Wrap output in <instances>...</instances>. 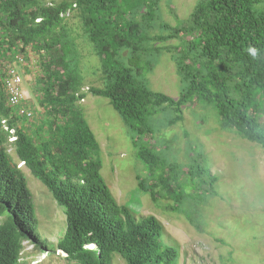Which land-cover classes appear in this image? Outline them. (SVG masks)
I'll return each mask as SVG.
<instances>
[{
    "label": "trees",
    "instance_id": "obj_1",
    "mask_svg": "<svg viewBox=\"0 0 264 264\" xmlns=\"http://www.w3.org/2000/svg\"><path fill=\"white\" fill-rule=\"evenodd\" d=\"M159 2L0 0V78L12 53L30 47L40 54L46 114L37 129L26 130L20 117L9 115L0 81V118L16 128L12 145L18 161L63 208L66 228L56 248L78 264H111L113 253L125 264H177L178 258L177 247L161 238L160 220L151 214L136 217L104 182L99 143L78 106L86 92L108 99L130 131L135 156L150 176L136 175L137 187L153 201L170 200L171 209L187 217L182 204L196 206L215 195L217 176L210 174L201 152L185 163L169 161L149 141L179 121L183 107L212 106L222 128L264 151L258 117L264 105V0H197L175 25L161 18ZM71 12L101 63L97 79L102 85L86 91L76 55L79 35L66 23ZM170 39L178 44L165 47ZM249 47L258 49L255 58L247 54ZM164 51L181 82L176 99L152 90L145 77ZM167 111L173 115L156 122L155 115ZM7 135L0 120V217L7 215L0 223V264H20L23 241L42 242L30 191L5 147Z\"/></svg>",
    "mask_w": 264,
    "mask_h": 264
},
{
    "label": "rangeland",
    "instance_id": "obj_2",
    "mask_svg": "<svg viewBox=\"0 0 264 264\" xmlns=\"http://www.w3.org/2000/svg\"><path fill=\"white\" fill-rule=\"evenodd\" d=\"M196 1L160 0L158 11L164 21L175 25L187 18ZM66 15L67 25L79 35L76 55L83 83L81 90L86 91L90 85L101 86L97 79L100 59L92 44L82 36L77 17L72 12ZM177 44V39H170L164 46ZM22 53L29 67L23 73L29 76L22 83L23 93L36 111L42 106L39 87L42 58L30 47L24 48ZM3 58L0 54V61ZM2 67L0 65L1 70ZM145 77L152 90L177 98L181 82L170 53L162 52L154 69ZM78 106L99 143L100 174L116 202L129 207L136 217L151 214L160 220L163 242L178 249L177 264H264V151L257 142L222 128L213 107L196 102L183 107L179 121L161 129L149 140L162 149L160 155L169 161L185 163L188 156L201 152L210 174L217 176L215 195L206 196L205 201L196 206L189 201L182 204L183 210L188 212L187 217L181 211L171 209L170 200L157 197L153 201L137 187L136 175L150 177L146 172L148 169L136 158L130 131L108 99L86 92ZM11 113L9 111V115ZM260 114L259 122L264 125V105ZM45 115L44 111L34 115L38 127ZM172 115V111L159 113L155 115L156 122L165 123ZM9 143L6 141L5 147L15 165L18 159ZM19 170L31 194L36 230L42 242L23 241L19 263L78 264L65 255H56V243L66 228L63 208L25 165ZM6 216L4 213L0 217V223ZM111 257V264H125L117 253Z\"/></svg>",
    "mask_w": 264,
    "mask_h": 264
},
{
    "label": "built area",
    "instance_id": "obj_3",
    "mask_svg": "<svg viewBox=\"0 0 264 264\" xmlns=\"http://www.w3.org/2000/svg\"><path fill=\"white\" fill-rule=\"evenodd\" d=\"M16 58L18 62H23V55H17ZM1 81L5 93L6 104L9 107L15 108L19 116L31 119L33 112L30 109V105L26 102V97L21 86L22 77L15 62L5 63L4 75ZM9 131L13 133V130L10 129Z\"/></svg>",
    "mask_w": 264,
    "mask_h": 264
},
{
    "label": "clouds",
    "instance_id": "obj_4",
    "mask_svg": "<svg viewBox=\"0 0 264 264\" xmlns=\"http://www.w3.org/2000/svg\"><path fill=\"white\" fill-rule=\"evenodd\" d=\"M247 54L249 55V56H251V57H253V58H255L257 55H258V49L257 48H255V47H249L248 49H247ZM17 55H23V53H16V54H14V59L13 58H8L5 62H4V67H5V63H16V65H17V67H18V69L20 70V68H19V63H23L24 62V58H23V62H18L17 61V58H16V56ZM20 74H21V77H22V83L24 82V77H23V73H22V71L20 70ZM3 75H4V68H3ZM3 77V76H2ZM2 77L0 78V81H1V79H2ZM22 83H21V86H22ZM1 88H2V81H1ZM22 89H23V87H22ZM23 91H24V89H23ZM2 92H3V94H4V96H5V93H4V91H3V88H2ZM84 99V97L83 98H81L79 101H82ZM26 102H27V104L28 105H30V109L32 110V112H33V115H32V118L31 119H27V118H25V117H21V116H19L18 115V113L16 112V109L15 108H13V107H10L11 108V110H12V113L13 114H15L17 117H20L23 121H33L34 119V115L35 114H37L36 112L37 111H39L40 113H42L43 112V109L42 108H40V109H37L36 111L33 109L34 107L32 106V104L30 103V101L28 100V97L26 98ZM5 104H6V98H5ZM6 106H8L7 104H6ZM9 107V106H8ZM2 121H4V122H2ZM23 121H21V125H22V123H23ZM1 125H2V128L5 130V131H7L8 132V135H7V142L9 141L10 143L9 144H12L15 140H16V128L15 127H13V126H9L8 125V120L6 119V118H3V119H1ZM6 127V128H5ZM13 130V133H11L9 130ZM10 138H13V139H10ZM24 165V163L22 162V161H18V163L16 164V167L17 168H19L20 166H23ZM57 244V243H56ZM89 248H91L92 246H88ZM56 252H57V254L56 255H65L64 253H62L60 250H57V248H56ZM66 256V255H65Z\"/></svg>",
    "mask_w": 264,
    "mask_h": 264
},
{
    "label": "crops",
    "instance_id": "obj_5",
    "mask_svg": "<svg viewBox=\"0 0 264 264\" xmlns=\"http://www.w3.org/2000/svg\"><path fill=\"white\" fill-rule=\"evenodd\" d=\"M10 57L11 58H13L14 59V53H12L11 55H10ZM19 68H20V70L22 71V73H24L25 71H28V64H27V61L26 60H24V62L23 63H19ZM23 77H24V80H26L27 78H29V76L28 75H23ZM33 106V105H32ZM34 107V106H33ZM37 123H35L34 122V120L33 121H23V123H22V127H24L26 130H28V131H31V132H33L34 131V129H37L38 128V126L36 125ZM31 128V129H30Z\"/></svg>",
    "mask_w": 264,
    "mask_h": 264
}]
</instances>
